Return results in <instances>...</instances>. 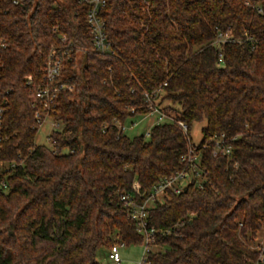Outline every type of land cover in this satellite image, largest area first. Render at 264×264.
<instances>
[{
	"label": "trees",
	"instance_id": "trees-1",
	"mask_svg": "<svg viewBox=\"0 0 264 264\" xmlns=\"http://www.w3.org/2000/svg\"><path fill=\"white\" fill-rule=\"evenodd\" d=\"M86 9L0 0V159L14 164L0 189V264H102L98 247L142 244L121 195L142 201L184 168L190 146L202 187L147 207L155 239L141 264H264V0H106L105 52L93 48ZM51 49L62 59L60 126L46 146L34 141L32 103ZM145 93L173 116L129 136L120 125L147 114ZM221 134L231 150L214 156Z\"/></svg>",
	"mask_w": 264,
	"mask_h": 264
},
{
	"label": "built area",
	"instance_id": "built-area-1",
	"mask_svg": "<svg viewBox=\"0 0 264 264\" xmlns=\"http://www.w3.org/2000/svg\"><path fill=\"white\" fill-rule=\"evenodd\" d=\"M16 2V0H13ZM84 3L87 6L85 13V21L87 28L92 35L93 48L99 52L108 51L110 48L109 41L106 38L104 21L100 16V11L105 5L106 0H77ZM64 39V36H62ZM5 45V38L0 37V46ZM62 59L56 55L54 49H51L47 55V59L44 66V78L45 81L36 87L34 91L35 99L33 101L34 119L33 127L38 129L41 123L46 117L52 118V129L60 126L59 122L54 120V113L56 112V98L58 90L62 86L56 85L54 82L61 73ZM30 81V76H27V82ZM145 99L148 105L149 115H157L158 119L168 118L166 113L157 106L155 101L151 100L149 94L145 93ZM6 100L0 99V128L2 126L4 109ZM179 124L185 128V124L179 121ZM123 129V125H120ZM51 129V130H52ZM3 136L0 134V147ZM231 150V145L224 140L223 134L214 138V147L212 149V155H227ZM181 160L185 166L168 176L160 178L155 182L150 190V193L140 202H137L130 198L126 194L121 195V199L124 202L128 216L134 221L137 230L143 236V249L140 263H143L148 251L152 249L155 230L152 227L147 226V207L151 205L156 199L171 191L173 193H180L188 183H193L199 187H202V180L204 176V168L200 165V151L195 147L190 146L186 152L181 155ZM14 164H9L0 159V189L6 187L4 180L5 174L9 171L10 167ZM160 196V197H159ZM123 245L121 242H114L108 248V257L114 261L115 264L120 262L119 246Z\"/></svg>",
	"mask_w": 264,
	"mask_h": 264
},
{
	"label": "rangeland",
	"instance_id": "rangeland-1",
	"mask_svg": "<svg viewBox=\"0 0 264 264\" xmlns=\"http://www.w3.org/2000/svg\"><path fill=\"white\" fill-rule=\"evenodd\" d=\"M159 97H155L154 101L158 102ZM168 104L167 100H164L160 103L159 106L163 107ZM173 107H177V105L173 104ZM166 115L169 117L173 116L172 111L163 110ZM167 118L158 119L157 115H135L129 116L123 122V131L129 135H137L143 134L145 137L147 136V132L152 124L158 121H165ZM205 121L194 122L190 129V137L193 143H197L201 136V128L204 125ZM52 129V118L46 117L44 121L39 126L36 135H35V143L44 144L46 146H50V139L48 137L50 131ZM160 197V196H159ZM162 201L161 198H159ZM257 243H264V227L257 233L256 237ZM144 244L141 243H129L123 244L119 246V254H120V262L119 264H139L142 256V249ZM154 248V247H152ZM96 258L102 264H115L113 260L108 257V248L105 246H100L96 251Z\"/></svg>",
	"mask_w": 264,
	"mask_h": 264
}]
</instances>
